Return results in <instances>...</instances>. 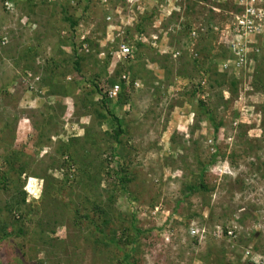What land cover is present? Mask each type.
Instances as JSON below:
<instances>
[{
    "label": "rangeland",
    "instance_id": "rangeland-1",
    "mask_svg": "<svg viewBox=\"0 0 264 264\" xmlns=\"http://www.w3.org/2000/svg\"><path fill=\"white\" fill-rule=\"evenodd\" d=\"M49 1L45 5L42 0H0V172L5 168L4 157L21 154L19 164L28 163L29 174L61 176L62 172L57 171L63 162L58 154L59 140L67 142L77 137L84 144L90 128L96 144L91 147L87 142L86 149L79 150L82 162L73 171L78 173L85 165L94 176L99 175L95 182L99 185L86 197L103 203L110 187L117 186L119 194L118 182L104 170L114 167L109 160L111 136L106 134L112 130L105 123L100 126L83 110V99L77 95L81 90L72 93L70 88L71 96L64 100L47 95L45 80L52 77L54 64L61 74L67 70L66 56L71 62L75 59L70 47L64 45L70 30L60 15L61 1L55 5ZM63 1L69 2L74 17L82 15L81 27L93 30L95 22L101 23L95 31L99 32L94 34L101 47L117 38L120 43L131 39L125 31L130 29L135 36L137 23L144 16L148 18L142 38L146 60L140 62L142 68L147 65V71L140 74L142 82L134 84L136 90L132 84L126 87L128 105L117 111L128 130L122 137L126 161L120 160L128 164L135 177L129 191L137 200L131 209L128 206L133 195L117 199L115 206L121 213L136 214L139 227L151 230L139 239L136 264H257L251 261L253 257L264 264V49L261 60L256 61L250 54L247 63L237 69H225L215 56L208 60L207 54L196 56L199 32L207 37V22L212 17H219L215 27H224L223 31L211 33L213 53H219L221 47L228 48V38L232 37L228 35V25H220L223 21L228 23L227 17L221 19L218 12L211 14L212 7L217 10L216 0H108L105 5L95 0L89 11L84 9L85 4L78 3L81 0ZM106 12L110 20H105ZM24 15H29L30 22L20 20ZM186 22L193 29L188 40L184 28L178 26ZM89 29L84 33L90 34ZM198 58L200 63L195 66L193 60ZM92 59L82 62L88 80L104 66L103 62L93 64ZM118 61H112V75L115 68L119 70L126 64L116 65ZM215 63L219 66L218 75L207 71L210 67L215 69ZM215 78L224 83L215 84ZM232 78L239 83L236 93L231 89ZM65 81L69 86L89 82L74 70L68 71ZM198 84L200 89L193 97ZM87 89L85 85L84 91ZM192 98L194 104L202 100L215 114L217 123L223 122L217 145L226 158L211 166L208 162L216 152L211 141L212 127L195 111L198 108L191 103ZM42 132L43 142L39 137ZM204 167L205 182L211 191L186 197V186L198 183ZM67 170L68 165L63 172ZM11 177L12 182L7 179L0 185V206L12 204L15 195L20 200L23 189L28 201L22 210L28 213V222L34 221L31 227L36 229L38 213L44 212V180L25 175L19 178L13 173ZM69 190L79 194L80 201L86 199L85 190L77 187L65 191ZM82 228L61 224L56 227V234H50V244L33 234L10 241L0 251L2 263L116 264L120 251L113 246H95L86 226ZM192 230L201 242H193ZM225 230L232 231V236L226 237ZM251 247L254 252L247 255L246 250Z\"/></svg>",
    "mask_w": 264,
    "mask_h": 264
},
{
    "label": "trees",
    "instance_id": "trees-1",
    "mask_svg": "<svg viewBox=\"0 0 264 264\" xmlns=\"http://www.w3.org/2000/svg\"><path fill=\"white\" fill-rule=\"evenodd\" d=\"M48 1L49 0H42V4L46 5ZM60 1V15L63 17V22H66V24H68L70 30V35L66 38L64 45L70 47V50L72 51L75 59L71 62L70 57L66 56L69 58H65L66 64L64 65L66 66L67 70L66 72H63L61 74L57 73L58 66L57 64H54V69L52 68L51 70L53 73L52 77L46 78L45 80V88H48L47 95L51 97L59 96L61 100H64L65 98L71 96L70 88L72 90V93H74L75 90H81L80 92H77V95L79 98L82 97L83 99L82 101L80 100L83 110H85L86 113H90L93 118L98 120V124L100 126H103L105 123L112 130L110 133L107 132L106 134H109L111 136L110 139L112 142H110L109 145V160L112 161L114 167L112 169L106 167L104 170L107 175L114 177L118 182L119 194H117V186H113L108 190L109 195L106 202L100 203L94 198L89 200L86 196L89 192H94L97 188L96 185H99L97 183L95 184L99 175L94 176L91 169L85 165H82V167L78 169V173L76 171H73L74 167L82 162L79 155V150H85L86 148L84 145H86L87 142L90 143L91 147H94L96 144V140L93 136H91L90 128H87L84 137V144H81V139L77 137H71L67 142H64V140H59L60 144L58 146V154H60V156L62 157L63 162H61L62 165L58 167L57 171L59 173L60 171L62 172L60 173L61 176H55L52 173H43L40 175L36 174L37 176L34 174H29L30 171L27 168L29 167V164H19L21 154L19 156L15 155L12 157H4L3 162L5 164V168L2 172H0V185H4V183H7V179L12 182V173L17 174L19 178L25 175V177H35L44 180L45 187L42 188L41 196V202H43L42 208H44V212L42 213V215L41 212L38 213L40 214V217L39 219L35 220L36 229H34V227H31L33 226L34 221L28 222V213H25L22 210V207H24L25 203H27L28 201L26 192L23 189L20 190L23 195L20 200L15 195L12 196V204L8 202L6 206H0V251L4 250L3 247L10 241H13L14 243L18 238L21 239L30 234H33L41 242L50 244L52 239L50 237V234H56V227L61 224H68L73 225V227L77 230H83L82 227L86 226L85 231H87L88 237L93 240L95 246H113V248H116L117 251H120L121 255H117V257H115L117 260L116 264H136L134 256L135 253H138L141 248L139 239L141 235L150 233L151 230H144L139 227L136 214L132 212H123V214L117 210L118 206H115L117 199H128L127 196L133 195L132 198L134 200H130V204L128 206V208L131 209V204H133V202L137 200V197L129 191V184L134 181L135 177L133 176L132 172L129 171L128 164L122 163L120 160L123 159L124 161H126L127 155L123 154L122 146L123 138L126 136L128 130L126 128L127 126L125 121L117 114V111L120 109L124 110L128 105L127 103L129 100L125 95L126 87L132 84L133 88L136 90L134 84L136 85V83L142 82L141 79L143 78L140 77V74L144 70L147 71V65L145 66V68H142L143 65L141 64V61H143V59L146 60V55L142 51V48L146 47V44L142 41V38L144 36V30L146 26L145 22L148 18L144 16L143 19L145 21L142 20L141 22L137 23L134 31L135 36H132L130 29H127L125 31L126 37L131 36V39H126V41L121 40L120 43V40L117 38L112 41H108L107 46L101 47L100 43L96 41L97 38L94 36V34L99 32L95 31L97 30L98 26L101 25V23L95 22L96 25L93 30L89 29L88 26L81 27L82 19H84L82 15L74 17V15H72L69 11V9H71V5L69 6V2H64L63 0ZM99 1L102 5L108 3V0ZM92 2H95V0H81V2L78 3L85 4L84 9L86 11H89V8L92 7ZM56 3H59V0H51L50 4L55 5ZM215 4L216 9H219L220 11L214 10V7H212L211 14L218 12L217 15L220 16L221 19L227 17L228 23L223 21L220 23L221 26L229 25L232 18L231 13L240 11V9L236 6V0H216ZM52 14L53 11L50 12V16ZM110 17L111 16L109 15V12H106L105 20L107 18H109L110 20ZM217 18L219 17H212V19L207 22L208 28L206 32L209 33L207 37H205V33L199 32V36H201L198 46L199 49L198 53H196V56L198 57V55L200 54V56L202 57L204 56V54H207L205 56L207 60L215 56V59H218L217 63L221 61V64L223 65L225 62H227V60L232 59V56H230L232 54L230 53L229 48L221 47L220 52L214 54L213 52L215 44L213 45L212 43H209V39H212L214 37L211 33H216L218 32V30L222 31L224 29V27H215V20ZM20 20L30 22V17L29 15H24L20 18ZM178 26H182L184 28L183 34L188 40V38L190 37L189 34L193 30L191 29V23L186 22L181 25L178 24ZM103 27L104 29L108 28V26L106 25H103ZM86 29H89L91 33L85 35V38L82 40L81 35L84 33V31L86 32ZM172 31L175 32V28H173ZM172 33L173 32H170V35H172ZM263 35L264 33L255 34V36L251 38L254 42L251 45L250 54L251 56L254 55L256 61L262 59L260 53L264 49ZM102 39L105 40L106 38L102 37ZM123 44H127L130 46L131 53L128 57L119 59L120 61H118L116 65L122 62H125L126 64L119 70L118 68H115L112 75L110 73L112 61L116 60L115 53L119 51L120 47ZM91 58H94L92 59L93 64L103 62L104 66H102L99 73L95 74L93 78H90L88 80L83 72L82 64L86 61L88 62V59ZM199 58L193 60V64L195 66L199 65ZM203 64H205L204 61ZM201 66L203 67V65ZM202 67H200L201 70H203ZM218 67V64L215 63V69L210 67L207 68V71L218 75ZM137 69L138 71L140 69V71L138 72ZM73 70L77 75L83 76L84 80L89 81L88 84H85L88 88L87 91H84L85 85H83L81 82H76V84L74 83V85L71 86L67 84V82L65 81L67 73L68 71L73 72ZM58 75L62 76L63 79H59ZM124 75L126 76V80L123 79ZM64 83L66 84L64 85ZM222 83L224 82H221L220 80L215 78V84L221 85ZM115 84L121 85V91L111 99L108 97L107 93L113 88ZM230 85L232 92L236 93L238 91L239 85L236 78H232ZM199 89L200 84H198L191 95H193V97L196 96V93ZM4 91L6 92V90ZM96 97H98V100H95ZM194 100L192 98L191 103H193ZM196 102V104L193 103L195 105V109L198 108L195 111L204 116L212 127L211 141L216 152L212 154L211 160L210 162H208V166H211L217 163L218 160L226 158L224 156H221L217 145L218 136L222 133L221 127L223 126V122L220 121L217 123L215 114L209 109L207 105L204 104L202 100ZM39 137L43 142V132L39 134ZM67 165L68 170L66 172H63L64 168L67 167ZM204 171L205 167L200 170L199 180H197V184L190 183L186 186V197H189L196 192L207 193L211 191V189L205 182ZM24 184L25 182H23L22 184L23 187L25 186ZM13 185H15V182H13ZM77 187L81 188V190H85L86 194L83 197H86V199L80 201L79 194L75 195L73 190L65 191L67 188L73 189ZM114 206L116 209L114 208ZM154 207L155 206L152 205V208ZM95 216L98 217L96 218ZM201 229L204 230V228L202 227ZM223 234H225L226 237L232 236L229 234L228 230H225V233L223 232ZM59 240L61 243H64L62 239ZM192 240L194 243L201 242L199 240V235L193 236ZM251 261H253L252 258ZM18 262L22 263L21 260ZM0 264H3L1 254ZM244 264L250 263L244 262Z\"/></svg>",
    "mask_w": 264,
    "mask_h": 264
},
{
    "label": "built area",
    "instance_id": "built-area-1",
    "mask_svg": "<svg viewBox=\"0 0 264 264\" xmlns=\"http://www.w3.org/2000/svg\"><path fill=\"white\" fill-rule=\"evenodd\" d=\"M236 6L240 9L239 12L231 13V23L227 26L228 48L232 54V59L227 60L223 64L225 69L233 67V69L240 68L247 63V56H250L252 37L255 34H263L264 32V0H236ZM224 30V29H223ZM222 30V31H223ZM86 33L81 35V39L85 38ZM87 48V47H84ZM131 53V48L127 44H123L119 51L115 53L116 59L126 58ZM126 80V76H123ZM121 91V85L115 84L113 88L107 93L109 98H114ZM198 231V230H196ZM233 232H229L232 234ZM192 234H196L192 230ZM251 254L247 251V255ZM254 262L260 264L252 258Z\"/></svg>",
    "mask_w": 264,
    "mask_h": 264
},
{
    "label": "clouds",
    "instance_id": "clouds-1",
    "mask_svg": "<svg viewBox=\"0 0 264 264\" xmlns=\"http://www.w3.org/2000/svg\"><path fill=\"white\" fill-rule=\"evenodd\" d=\"M10 3L8 2V1H6V5L8 6ZM204 232H205V230H204ZM224 232V231H223ZM230 232V231H229ZM232 232V231H231ZM192 233V232H191ZM233 234V233H232ZM232 234H230V235H232ZM195 235V234H194ZM254 247V246H253ZM250 249H252V251H251V253H253L254 251H253V248L251 247V248H248L247 250H246V252L247 251H250Z\"/></svg>",
    "mask_w": 264,
    "mask_h": 264
}]
</instances>
